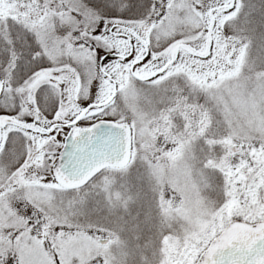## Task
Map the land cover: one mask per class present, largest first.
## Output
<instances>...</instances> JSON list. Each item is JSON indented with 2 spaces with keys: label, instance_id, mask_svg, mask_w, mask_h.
I'll return each mask as SVG.
<instances>
[{
  "label": "snow or ice",
  "instance_id": "1",
  "mask_svg": "<svg viewBox=\"0 0 264 264\" xmlns=\"http://www.w3.org/2000/svg\"><path fill=\"white\" fill-rule=\"evenodd\" d=\"M0 264H264V0H0Z\"/></svg>",
  "mask_w": 264,
  "mask_h": 264
}]
</instances>
